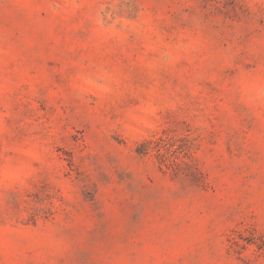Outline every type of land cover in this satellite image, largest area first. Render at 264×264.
<instances>
[{"label":"rangeland","instance_id":"obj_1","mask_svg":"<svg viewBox=\"0 0 264 264\" xmlns=\"http://www.w3.org/2000/svg\"><path fill=\"white\" fill-rule=\"evenodd\" d=\"M0 264H264V0H0Z\"/></svg>","mask_w":264,"mask_h":264}]
</instances>
